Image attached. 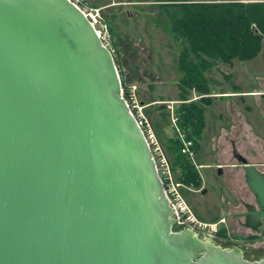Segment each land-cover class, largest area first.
<instances>
[{
    "label": "water",
    "instance_id": "water-1",
    "mask_svg": "<svg viewBox=\"0 0 264 264\" xmlns=\"http://www.w3.org/2000/svg\"><path fill=\"white\" fill-rule=\"evenodd\" d=\"M235 154L257 230L264 171ZM176 221L90 18L71 0H0V264H264Z\"/></svg>",
    "mask_w": 264,
    "mask_h": 264
},
{
    "label": "rangeland",
    "instance_id": "rangeland-1",
    "mask_svg": "<svg viewBox=\"0 0 264 264\" xmlns=\"http://www.w3.org/2000/svg\"><path fill=\"white\" fill-rule=\"evenodd\" d=\"M77 1L95 22L104 42L115 55L129 103L144 121L157 159L162 154L160 148L166 154L164 145L173 130L178 135L184 133L178 126L176 113L182 102L179 99L183 73L179 59L183 47L180 40H176L171 22L164 13L163 5L170 1ZM212 62L214 64L204 73L210 87L207 95L211 96L212 102L205 105V126L199 138V148L196 151L191 140L194 150L191 157L182 149L200 172L201 183L190 186L178 181L180 169L176 173L172 170L173 181H170L177 184L183 199L180 201L189 212L214 223L220 213L231 211L232 205L240 206V200L235 199V195L240 196L239 190L243 191L247 201L254 200L244 168L238 165L233 149L264 171V43L252 59L235 58L232 62L215 59ZM202 95L192 88L187 101H199ZM162 102L168 105L162 108L166 110L165 116L158 112ZM184 140H189L185 133L183 144ZM166 156L170 164L171 155ZM219 166H222V174L217 171ZM163 169L167 171L166 166ZM204 189L206 193H203ZM216 228L218 235L221 231L225 238H236L234 232L240 231L237 226L232 229V226L223 228L219 224ZM200 236L204 238L202 234ZM247 240L249 259L264 256V229Z\"/></svg>",
    "mask_w": 264,
    "mask_h": 264
},
{
    "label": "trees",
    "instance_id": "trees-1",
    "mask_svg": "<svg viewBox=\"0 0 264 264\" xmlns=\"http://www.w3.org/2000/svg\"><path fill=\"white\" fill-rule=\"evenodd\" d=\"M166 1L170 3L163 5L164 13L171 22L176 40H180L183 47L179 59L183 76L179 99L182 102L176 111L178 126L185 133V137L194 142L193 147L197 151L205 126V105L212 102L211 96H208L210 87L204 73L214 64L212 60H248L259 53L264 43V0ZM208 57L212 60L207 59ZM120 75L124 96L129 100L124 78ZM192 88L203 93L199 101H187ZM133 111L137 115L136 108ZM165 111L158 109L163 116L166 115ZM143 127L147 134V128ZM183 145L178 134L168 136L164 149L168 156L171 155V169L174 173L181 170L178 181L199 186L200 172L183 153Z\"/></svg>",
    "mask_w": 264,
    "mask_h": 264
},
{
    "label": "flooded vegetation",
    "instance_id": "flooded-vegetation-1",
    "mask_svg": "<svg viewBox=\"0 0 264 264\" xmlns=\"http://www.w3.org/2000/svg\"><path fill=\"white\" fill-rule=\"evenodd\" d=\"M235 150L236 149H233V153H234V156L236 157ZM238 163H239L238 165L243 166L239 160H238ZM220 167L222 168V166H219V168ZM219 168L217 169L218 173H219ZM222 172H223V169H222ZM219 174H222V173H219ZM238 194L240 196L235 195V199L240 200L241 202L240 206L234 204L232 205L231 211H228L226 213H220L215 218V223L220 224L221 226H223V228H227V227L231 228L232 226V229H236V226H237L240 231L234 232L233 234L237 237L236 238L226 237L227 238L226 239L225 237L221 236L222 232L220 231L219 235L217 234L216 236L212 238L216 241V243L221 244L223 247L232 248L236 246L240 248L244 257L248 258L247 255L249 254V248L246 246V241H248L247 238H251L253 235L261 234L262 230L264 229V221L261 220L260 223L258 224V229L257 230L254 229V225L256 223L254 222L252 218L250 219L248 217V212L254 211L258 208L256 198L254 196L253 202H250L245 199L244 193L242 190H239ZM241 206H243L244 208L243 209L239 208ZM223 208H224V204L221 205V209ZM230 219L231 221H233L232 223L228 222L230 221ZM263 258L264 256L260 255L255 259H263Z\"/></svg>",
    "mask_w": 264,
    "mask_h": 264
},
{
    "label": "built area",
    "instance_id": "built-area-1",
    "mask_svg": "<svg viewBox=\"0 0 264 264\" xmlns=\"http://www.w3.org/2000/svg\"><path fill=\"white\" fill-rule=\"evenodd\" d=\"M71 1L76 3L79 7H81L77 0H71ZM83 11L88 15V13L85 10ZM93 23L95 24L94 21ZM139 123L142 126L144 125L143 121L140 118H139ZM179 136H181V138L183 139L184 133L181 132ZM192 145H193V142L191 140H188V141L184 140L183 150L187 152L188 153L187 155H189L190 157L194 155V150H192L191 148ZM159 150L161 151L162 154L157 156L158 157L157 158L158 170L166 185V192L170 199V202L175 209V216L177 220L176 225L178 227H184V226L191 227L193 230L197 232L198 235L202 234L205 237L216 236L218 234V229L216 228L218 223L207 222V221L200 219L193 212H189L186 206L183 205L182 201H180L182 198L179 193L177 184L175 182L170 181V180L173 181V177H172L173 173H172L171 165L169 164V159L166 156V154L161 150V148ZM154 152H156V149ZM164 166H166L167 171L163 169Z\"/></svg>",
    "mask_w": 264,
    "mask_h": 264
},
{
    "label": "crops",
    "instance_id": "crops-1",
    "mask_svg": "<svg viewBox=\"0 0 264 264\" xmlns=\"http://www.w3.org/2000/svg\"><path fill=\"white\" fill-rule=\"evenodd\" d=\"M172 130H173V129H172ZM176 132H177V131H176ZM175 134L177 135V133H175L174 130H173V134H171V135H169V136H173V135H175Z\"/></svg>",
    "mask_w": 264,
    "mask_h": 264
},
{
    "label": "bare ground",
    "instance_id": "bare-ground-1",
    "mask_svg": "<svg viewBox=\"0 0 264 264\" xmlns=\"http://www.w3.org/2000/svg\"><path fill=\"white\" fill-rule=\"evenodd\" d=\"M219 225V224H218Z\"/></svg>",
    "mask_w": 264,
    "mask_h": 264
}]
</instances>
